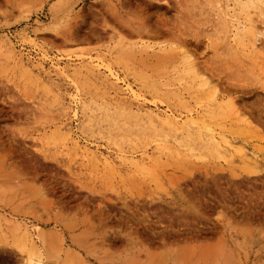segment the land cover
<instances>
[{"label":"rangeland","instance_id":"rangeland-1","mask_svg":"<svg viewBox=\"0 0 264 264\" xmlns=\"http://www.w3.org/2000/svg\"><path fill=\"white\" fill-rule=\"evenodd\" d=\"M254 2L0 0V264H264ZM167 117L204 145L153 138Z\"/></svg>","mask_w":264,"mask_h":264},{"label":"bare ground","instance_id":"bare-ground-1","mask_svg":"<svg viewBox=\"0 0 264 264\" xmlns=\"http://www.w3.org/2000/svg\"><path fill=\"white\" fill-rule=\"evenodd\" d=\"M220 1V0H219ZM228 1V0H227ZM264 1V0H263ZM232 2V1H230ZM230 2L228 4H230ZM261 3V2H260ZM264 4V2H262ZM256 3L254 2V0H248L247 2H245L244 0H234V13L235 15H233V17H237V16H241V14L243 13H246L247 10L251 7H253ZM228 7V6H227ZM231 8V7H230ZM222 9V8H221ZM220 9V10H221ZM260 9V8H259ZM263 9H261V12L260 14L263 12L262 11ZM227 11V10H226ZM222 12V11H220ZM254 12V11H253ZM223 13V12H222ZM231 13V12H230ZM261 15H264V14H261ZM229 16V15H228ZM224 17V16H223ZM227 17V16H226ZM231 18V17H230ZM238 18V17H237ZM241 18V17H240ZM236 20V19H235ZM234 22V21H233ZM221 23V22H220ZM224 23V22H223ZM227 23V22H226ZM244 23V22H242ZM250 23V22H249ZM255 23V22H254ZM253 23V24H254ZM233 25V24H232ZM247 25V24H246ZM245 25V26H246ZM221 26V25H220ZM223 26V25H222ZM221 26V27H222ZM248 27V26H247ZM255 27V26H254ZM238 28V32L241 34H243L241 31L244 30V26H243V29L241 28V24L239 23V26L237 27ZM224 29V27L222 28V30ZM246 29V28H245ZM250 29V28H249ZM229 29H227L228 31ZM236 30V29H235ZM226 31V32H227ZM245 31V30H244ZM255 31H256V28H255ZM250 32V31H248ZM246 34V33H245ZM260 36V34H259ZM251 37V36H250ZM248 37V38H250ZM258 37V35L256 36ZM245 40V39H244ZM249 40V39H248ZM259 40V39H258ZM256 42H258L256 39L255 41H250V45L257 51V52H264V41L261 42L259 41V43L261 42V45H259V43L256 44ZM259 45V46H258ZM244 52V51H243ZM242 57V56H241ZM264 76V75H263ZM235 105V104H234ZM234 110V109H233ZM133 117V116H132ZM139 117V116H138ZM134 118V117H133ZM99 119V118H98ZM110 119V118H109ZM114 119V118H113ZM120 119V118H119ZM97 121V120H96ZM90 122V121H89ZM92 122V121H91ZM95 122V121H94ZM104 122V121H103ZM123 121L122 120H119L117 121L116 120H108V123H107V131H106V134L108 135V137L114 139V138H117L116 137V128L120 127V125L123 127H126L127 128H124L125 131H129V129L131 130L132 133H134V137H139V138H143V135L145 131L143 130H148V126L151 127V124H149L148 122L142 120V121H139V128L141 129V131L137 132V134H135V131L133 132L132 129H131V126H129V124L126 125L127 122H125V125H123L122 123ZM161 123H164V125L166 126H169L170 129L172 130V132H176L175 134L177 135H180L181 138L177 135H175L173 133V135L171 133H168L167 135L163 133V131H166L164 127H158L159 128V131H154V133H157L156 136H154L153 138H156V139H173V140H176L177 143L183 147L186 151L190 152V153H194V152H197L198 149H200V147H202L204 144H202L200 142V140H193V138H191L192 136H194L195 134L194 133H198L196 125H195V121H193V119H188L186 121H182V120H177L175 118H172V117H167L164 120L160 121ZM137 123V122H136ZM135 123V124H136ZM92 124V123H91ZM93 126V125H92ZM136 126V125H135ZM137 126V128H138ZM98 127V126H97ZM92 128V127H91ZM133 128V127H132ZM119 129V128H118ZM245 129V128H244ZM95 131H97V128H94ZM139 130V129H138ZM177 130H180V132H178ZM246 130V129H245ZM244 130V131H245ZM99 131V130H98ZM121 131V130H120ZM168 131V130H167ZM245 132H248V131H245ZM139 133V134H138ZM152 133V135L154 134ZM200 133V132H199ZM198 133V134H199ZM123 135V134H122ZM201 135V134H200ZM177 137H179L180 139H178ZM107 138V137H106ZM123 140H126V139H132L130 135H123L122 136ZM149 138V137H148ZM203 139V138H202ZM208 141L211 145H213L214 149L218 152V154H223V156L225 158H232L234 155H236V153L238 154L235 146L233 145L232 142H229L231 140H228V141H223V142H220V141H214L216 138L215 136H208ZM147 140V139H146ZM151 140V139H150ZM132 141V140H131ZM211 141V142H210ZM203 142V141H202ZM119 144L120 141H116L114 144ZM130 143V142H129ZM141 143V142H140ZM142 144V143H141ZM124 145V144H123ZM117 146V145H116ZM198 149H197V148ZM241 154H240V160L242 162H245V161H250V160H254L255 161V156L253 157V154H252V157L249 156L250 153H248L246 151V149L242 148L241 150ZM221 157V156H220ZM222 158V157H221ZM257 161V160H256ZM260 241V240H259ZM195 253V251H194ZM193 256V255H192ZM181 257H183L181 255Z\"/></svg>","mask_w":264,"mask_h":264}]
</instances>
